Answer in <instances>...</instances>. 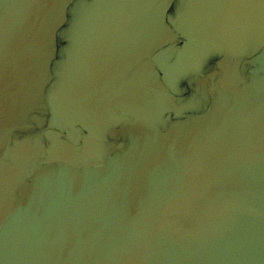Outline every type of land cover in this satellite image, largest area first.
I'll return each instance as SVG.
<instances>
[{"label":"water","instance_id":"1","mask_svg":"<svg viewBox=\"0 0 264 264\" xmlns=\"http://www.w3.org/2000/svg\"><path fill=\"white\" fill-rule=\"evenodd\" d=\"M0 264H264V0H0Z\"/></svg>","mask_w":264,"mask_h":264}]
</instances>
